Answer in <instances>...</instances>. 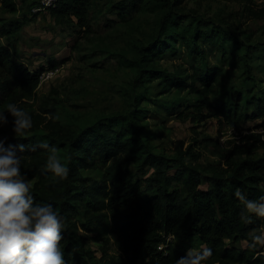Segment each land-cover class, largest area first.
Returning a JSON list of instances; mask_svg holds the SVG:
<instances>
[{
  "label": "trees",
  "instance_id": "1",
  "mask_svg": "<svg viewBox=\"0 0 264 264\" xmlns=\"http://www.w3.org/2000/svg\"><path fill=\"white\" fill-rule=\"evenodd\" d=\"M97 2L57 0L48 11L61 26L84 29L89 27V18ZM156 2L166 3L168 9L163 15L160 33L144 48L143 60L166 42L191 40L197 44L200 38V23L191 29L188 39L185 33L190 29L175 33L185 20L174 13L181 0H123L114 8L121 19L127 20L144 13ZM2 4L7 10H17L14 0H3ZM249 15L263 19L264 10L256 12L250 8ZM21 27L22 24L16 21L0 26V35L8 42V45L0 42V110L6 111L3 108L6 102H14L32 117V127L18 136L13 132L14 118L10 113L5 112L8 120L4 124L28 150L22 172L41 178V182L31 187L32 194L36 200L51 202L64 217L60 243L67 264H74L76 257L83 254L80 248L83 236L78 233L79 228L86 234L113 239L120 255L112 256L109 264L110 261L112 264H138L139 261L142 264H171L188 248L201 245L213 249V256L205 264H264V259L257 255L259 247L239 248L235 245L242 239L249 241L251 231L264 225V217L255 215L250 222L241 220L242 204L234 195L236 188L252 199L264 193V156L257 155L264 148L261 133L243 137V144L234 146L235 153L227 158L224 166H215L212 173L207 174L189 164L188 157L198 159L192 145L185 151L179 148L174 158L154 152L143 134L138 95L133 96L127 110L105 118L102 120L105 123L96 122L81 131L60 126L52 111L34 110L41 72H31L13 58L9 45ZM140 66L134 88L156 71ZM217 74L210 69L200 73L196 82L201 84L199 90L204 100L213 107L211 116L223 117L235 126L243 117L242 107L238 101L228 107L218 98L215 90ZM256 105L264 111V100ZM41 128L49 130L47 137L56 139L54 142L65 150L69 167L66 178L41 169L46 164L47 151L29 147L26 137ZM131 166L136 168L138 175L146 174L147 168H154L155 172L143 184ZM97 167L105 172L101 170V177L87 182L84 172ZM173 168L178 169L174 175H169ZM204 179L210 182L208 190L199 189ZM161 244H164L163 249L159 248Z\"/></svg>",
  "mask_w": 264,
  "mask_h": 264
},
{
  "label": "rangeland",
  "instance_id": "2",
  "mask_svg": "<svg viewBox=\"0 0 264 264\" xmlns=\"http://www.w3.org/2000/svg\"><path fill=\"white\" fill-rule=\"evenodd\" d=\"M14 1L17 10L12 11L0 0V26L8 21L22 24L17 37L11 39L10 50L18 65L41 72L34 110L52 111L59 117L55 121L60 126L81 131L93 123H105V118L127 110L133 96L138 95L143 134L154 152L174 158L179 148L185 151L192 145L198 159L188 157L189 164L207 174L215 166H224L235 153L234 146L243 144V137L264 128V111L256 105L264 100V18L249 15L250 8L263 11L264 0H181L174 13L185 20L175 33L190 29L185 33L188 39L191 29L200 23L198 43L166 42L145 60L144 48L160 33L168 9L164 2L153 3L144 13L124 20L114 8L123 0H97L89 27L83 29L61 26L48 10H35L41 0ZM0 42L8 45L1 35ZM139 64L141 69L156 71L134 88ZM210 69L218 72V98L228 107L237 101L242 107L243 117L235 126L223 117L211 116L213 107L200 93L196 77ZM49 133L41 128L28 134L29 147L32 149L40 139L57 144L56 139L47 137ZM0 139L18 143L5 124L0 128ZM59 154L66 163L65 150L60 148ZM257 155L264 156V148ZM131 168L143 184L155 172L147 168L146 174L138 175L136 168ZM177 169H171L169 175ZM101 170L87 169V182L101 177ZM27 176L32 187L41 182L37 174ZM209 188L210 182L204 179L199 189ZM78 233L83 236V254L74 264H109L112 256L120 255L108 236L86 234L82 228ZM235 245L246 248L249 241L242 239Z\"/></svg>",
  "mask_w": 264,
  "mask_h": 264
},
{
  "label": "clouds",
  "instance_id": "3",
  "mask_svg": "<svg viewBox=\"0 0 264 264\" xmlns=\"http://www.w3.org/2000/svg\"><path fill=\"white\" fill-rule=\"evenodd\" d=\"M3 108L6 111L0 110V124L7 123L5 112L10 113L16 136L32 127V117L24 108L14 102H6ZM37 147L47 151L45 168L59 178H66L69 167L59 154V146L40 139L33 149ZM27 151L23 143L6 145L0 139V264H67L60 243L64 217L51 202L36 200L32 194V180L22 172ZM234 195L242 204L241 220L250 222L253 215L264 217V193L252 199L236 188ZM249 246L264 248V225L251 231ZM257 255L264 259V250ZM212 256L211 247H190L171 264H205Z\"/></svg>",
  "mask_w": 264,
  "mask_h": 264
},
{
  "label": "built area",
  "instance_id": "4",
  "mask_svg": "<svg viewBox=\"0 0 264 264\" xmlns=\"http://www.w3.org/2000/svg\"><path fill=\"white\" fill-rule=\"evenodd\" d=\"M42 4L36 8L35 10L37 11H42V10H48L50 7H54L56 5L57 0H41ZM260 133L262 134V140L264 141V129L260 130ZM238 138H240L238 136ZM160 249L164 248V244H161L159 246Z\"/></svg>",
  "mask_w": 264,
  "mask_h": 264
}]
</instances>
